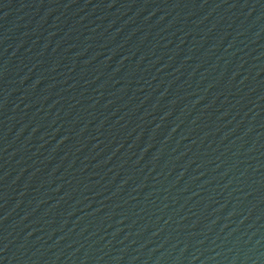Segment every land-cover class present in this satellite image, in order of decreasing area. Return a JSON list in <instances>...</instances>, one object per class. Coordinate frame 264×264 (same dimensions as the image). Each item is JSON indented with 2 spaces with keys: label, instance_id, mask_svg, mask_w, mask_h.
<instances>
[{
  "label": "water",
  "instance_id": "95a60500",
  "mask_svg": "<svg viewBox=\"0 0 264 264\" xmlns=\"http://www.w3.org/2000/svg\"><path fill=\"white\" fill-rule=\"evenodd\" d=\"M0 264H264V0H0Z\"/></svg>",
  "mask_w": 264,
  "mask_h": 264
}]
</instances>
